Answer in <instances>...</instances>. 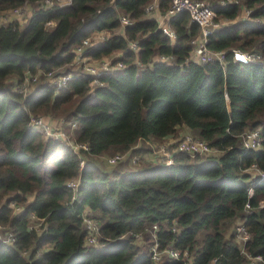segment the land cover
<instances>
[{"label":"trees","instance_id":"trees-1","mask_svg":"<svg viewBox=\"0 0 264 264\" xmlns=\"http://www.w3.org/2000/svg\"><path fill=\"white\" fill-rule=\"evenodd\" d=\"M45 1L0 0V13L31 7L23 26H0V227L13 238L0 239V264H264V180L256 182L264 175V0H243L248 18L206 37L205 50L223 60L205 62L193 53L201 29L187 12L166 20L173 40L162 32L156 14L164 15L170 0H72L66 7ZM209 1L215 22L238 17L239 4ZM120 16L131 24L122 27ZM100 33L105 40L83 58L119 55L110 74L98 78L101 85H91L73 61L76 49ZM235 51L255 57L239 62ZM65 74L74 78L53 87ZM47 112L70 117L73 141L88 151L73 152L31 130L30 117ZM180 129L216 153H177L173 165L135 170L94 164ZM252 130L259 150L243 144ZM70 181H78L75 189ZM86 214L98 225L95 242L87 241ZM235 220L248 234L242 250L235 231L225 236ZM154 238L165 251L157 261L149 252Z\"/></svg>","mask_w":264,"mask_h":264},{"label":"built area","instance_id":"built-area-1","mask_svg":"<svg viewBox=\"0 0 264 264\" xmlns=\"http://www.w3.org/2000/svg\"><path fill=\"white\" fill-rule=\"evenodd\" d=\"M221 1V0H220ZM72 0H46L45 3L48 7H52L54 5L57 6H61V7H66L69 6L71 4ZM226 2L222 1L220 2V4H225ZM156 3L154 2L153 4H150L146 9L145 12L146 13H150L152 10L154 11V9L156 8ZM211 7L204 3L203 1L200 0H170V4L169 7L167 8V11L164 15H158L157 19L159 20L160 23V27L162 32L167 35L170 39H174L175 35L173 33V31H171L167 25H166V20H169L172 16L178 14L179 12H187L190 16V19L197 23L200 26L201 29V42L199 44V46L201 47L199 50H197V53L200 55H196V60L198 62H205L207 60H218V61H222L223 60V55L222 53H211L205 50V43H206V37L211 34L213 31H216L218 29H220L221 27L218 26V22H215L213 20L211 11H210ZM20 8L18 9H13L10 11V17H3L0 16V26L3 23L9 22L11 21V17H13L14 19H17L18 16L20 15ZM120 24L121 26H127L131 24V21L125 17V16H120ZM98 35V34H97ZM96 36V35H95ZM93 36L91 39H87L83 42V44L76 49L75 54H76V58L75 60H81L83 59V53L86 52L87 48L103 42L105 40L104 35L102 37V34H99V38L102 37V39L100 40H96L95 42H91V40H94L95 38H97L98 36ZM91 42V43H90ZM193 44H195V40L192 41ZM136 45L134 43L130 44V48L131 49H135ZM195 53V51H194ZM234 59L236 61L239 62H243L246 63L250 60H252L249 56H245L243 53L239 52V51H235L234 52ZM161 61L164 62H168L169 59L167 57H160ZM122 65L121 64H116V68H121ZM84 72L86 74H88L91 78V85H101L99 84L98 78L103 76V75H108L110 74V72L112 71L113 67L111 65L110 61H105L102 65H100L97 69L90 67V66H86L84 68ZM74 78V76L72 74H65V75H60L56 78L53 79V84L52 86L55 87L56 89H61L62 87H64L67 82H69L70 80H72ZM36 81V77L32 78L29 82H35ZM26 83L24 84V86L28 87V85L30 83ZM23 86V88H24ZM19 92L22 91H26L25 89L22 90V87H20ZM69 128H73L76 126L75 123H68ZM29 127L31 130L34 131H38L42 134L43 137L45 138H51L55 141H63V140H67L68 138L65 137V133L63 131V129L61 127H55L52 128L51 124L49 122H46L44 120H42L41 118H32V116L30 117V123H29ZM260 136H259V132L258 130H252V131H248L245 133V136L243 137V144L245 146V148L248 149H252V150H259L260 148ZM170 145V144H169ZM169 145H161L159 146L158 152H162V156H163V162L162 164H165L166 166H170L174 164V156L179 153V154H185L187 156L190 157H194V156H200V155H207V156H212L216 153V150L214 148H210L208 146L207 143H205L204 141H200V140H195L192 139L191 137H183L182 139H179L177 142H175L174 144H172V149L173 151H169L168 149H170ZM174 145V146H173ZM71 150L73 152L78 153L79 150H83L84 152L88 151V147L86 144H76L74 141L72 144L68 145ZM138 150L136 148H131L129 151L124 152V153H117L116 155H114L113 157H110L109 159H107V165L109 166H114L126 159H129L130 163L132 165H136L138 163L139 160L143 159L144 156H140L139 154H136L135 151ZM165 160V161H164ZM81 165H84V158L81 159L80 161ZM258 180L256 181L261 182L264 180V175L260 174L258 176ZM78 184V181H70L68 182V186L75 189L76 186ZM247 194L249 196H251L252 194V187L250 186L247 189ZM31 217L35 218L33 215H31ZM83 223L86 226V229L89 233V235L87 236V241L88 242H95V236L98 232V225L97 223L90 219L87 218L86 216L83 218ZM153 229H156V226H153ZM139 238V237H138ZM237 242H239L240 248L241 250L244 247L245 242L248 239V234L246 233V230L244 228L243 222H241V224L237 227ZM13 240L12 236L10 234H8V239L6 242L10 243V241ZM150 255H151V259L154 261H157L160 258V253L161 252H165V251H160L158 248V243L156 241V239L154 238L153 243L150 245ZM166 253H168V255L170 257H177L178 253L174 250H167ZM26 254V253H24ZM256 259H259V257H256Z\"/></svg>","mask_w":264,"mask_h":264},{"label":"rangeland","instance_id":"rangeland-1","mask_svg":"<svg viewBox=\"0 0 264 264\" xmlns=\"http://www.w3.org/2000/svg\"><path fill=\"white\" fill-rule=\"evenodd\" d=\"M201 1V0H200ZM204 3L206 4H210V1L209 0H202ZM230 2V3H236V4H239V14H238V17L233 20V21H227V20H220L218 23V26L220 27H223V26H229V25H232L234 23H237V22H241L242 20L248 18L249 16V10L247 8H245V6L243 5V0H221L220 2ZM154 3V2H153ZM151 3V4H153ZM21 12H20V15L18 16L17 19H14L13 17H11L12 20H15L19 23V26H23L27 17L29 16L30 12H31V7L30 6H25L24 8H20ZM3 17H10V10L9 11H6V12H2L0 13V16ZM102 34V37L104 35V37L106 36L105 33H101ZM98 36L97 38H95L94 40H91V42H95L96 40H100L102 39L99 38V34L96 35ZM95 36V37H96ZM90 42V43H91ZM201 42V37L199 36L198 38L195 39V44H194V50H193V53L195 51L194 54L196 55H200L197 53V50H199L201 47L199 46ZM242 53V52H241ZM250 54H248L247 52H244L243 54L246 56H249L251 59H253L255 57V54L254 52H249ZM119 55V54H114V57H108V58H102L100 60H93V59H89V58H83L81 60H74L73 61V66L72 67L75 71H81V70H85L84 68L86 66H90V67H93V68H98L100 65H102L105 61H110L112 62V60L114 58H116V56ZM13 78L9 79V82H13ZM27 85V84H26ZM17 91H19L17 89ZM32 118H41L42 120L46 121V122H49L52 126V128H55V127H61L65 133V137H67L68 139L67 140H63V141H58V142H61L65 145H70L73 143V139L75 138V132H76V126L71 128V130L68 132V130L70 129L69 126H68V123H70V121L72 120L70 117H67L66 114H63V113H53V112H47V113H40V114H35V115H32ZM75 129V130H74ZM74 130V131H72ZM183 137H191L192 139H195V140H200L198 139L197 137H195L193 135V133H190L189 131L187 130H183V129H180L178 134L175 136V137H172V136H168L162 140H147V141H138L136 142L135 145H137L139 147L138 150L135 151L136 154H139L140 156H144L143 159L139 160L138 163L136 165H132L129 161V159H126L114 166H109L107 165L106 161L107 159H109L110 157H113L114 155H116L117 153H120V152H108V153H105L104 155L98 157V158H95L94 160V164L96 165V167L98 168V170H102V171H115V170H120V169H123V170H126V169H130V170H135V169H139L141 167H144L148 164L150 165H156V164H162L163 162V156L161 155L162 152H158V149H159V146L161 145H169L170 146V149H168L169 151H173L171 150L172 149V144H174L175 142H177L179 139H182ZM201 141V140H200ZM144 142H147L146 144ZM171 142H174V143H171ZM84 158V157H82ZM84 159H87V158H84ZM165 161V160H164ZM165 165V164H164ZM9 198V196L6 197V200ZM11 208L14 210V212H19V207L18 205H14V204H11ZM92 214H86L87 218H92L93 216H91ZM241 224V221L239 220H235L233 223H232V226L229 225L227 231H226V235L228 237V235L231 233V231H235V233H237V227ZM30 226L33 227V228H38L40 226V224L35 220V218L33 217H30ZM6 229H3L0 227V239L4 240V241H7L8 239V236L5 235L7 234L5 232ZM237 236V235H236ZM237 240V238H236ZM142 239H140L139 241L137 240L136 241V244L138 245H141L142 244ZM238 245H239V242H238ZM164 253L161 252L159 255H163Z\"/></svg>","mask_w":264,"mask_h":264},{"label":"crops","instance_id":"crops-1","mask_svg":"<svg viewBox=\"0 0 264 264\" xmlns=\"http://www.w3.org/2000/svg\"><path fill=\"white\" fill-rule=\"evenodd\" d=\"M144 143L146 144L147 142H144ZM171 143H174V142H171ZM133 148L139 149L137 145H134Z\"/></svg>","mask_w":264,"mask_h":264}]
</instances>
